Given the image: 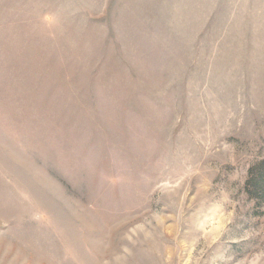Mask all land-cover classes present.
Wrapping results in <instances>:
<instances>
[{"label": "rangeland", "instance_id": "obj_1", "mask_svg": "<svg viewBox=\"0 0 264 264\" xmlns=\"http://www.w3.org/2000/svg\"><path fill=\"white\" fill-rule=\"evenodd\" d=\"M264 0H0V264H264Z\"/></svg>", "mask_w": 264, "mask_h": 264}, {"label": "trees", "instance_id": "obj_2", "mask_svg": "<svg viewBox=\"0 0 264 264\" xmlns=\"http://www.w3.org/2000/svg\"><path fill=\"white\" fill-rule=\"evenodd\" d=\"M245 191L251 198L264 203V159L248 168Z\"/></svg>", "mask_w": 264, "mask_h": 264}]
</instances>
